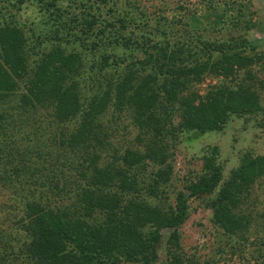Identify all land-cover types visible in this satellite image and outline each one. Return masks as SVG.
Returning <instances> with one entry per match:
<instances>
[{
	"label": "trees",
	"instance_id": "obj_1",
	"mask_svg": "<svg viewBox=\"0 0 264 264\" xmlns=\"http://www.w3.org/2000/svg\"><path fill=\"white\" fill-rule=\"evenodd\" d=\"M25 1L0 0V187L11 201L0 264H184L178 231L190 200L205 195H213L205 204L227 239L248 240L264 153H244L224 179L211 147L172 203L166 187L179 133L218 131L232 115L264 113L246 79L233 80L244 69L252 77L247 67L257 56L246 37L256 25L252 0H196L185 12L220 7L228 42L193 35L184 16L175 21L180 32H170L165 17L150 20L138 0H127L133 11L95 0L111 5L102 19L82 0H69L68 8L33 0L49 28L43 37L19 22ZM119 48L134 56L120 58ZM85 52L96 60L87 62ZM123 64L122 76H107ZM207 75L220 79L200 95L196 84ZM111 105L129 109L142 146L106 157ZM166 229L170 246L160 260Z\"/></svg>",
	"mask_w": 264,
	"mask_h": 264
},
{
	"label": "rangeland",
	"instance_id": "obj_2",
	"mask_svg": "<svg viewBox=\"0 0 264 264\" xmlns=\"http://www.w3.org/2000/svg\"><path fill=\"white\" fill-rule=\"evenodd\" d=\"M83 4H92L91 13L96 11L100 19L109 18L112 13L110 4L120 10L133 11L127 0H112L110 4L105 5L100 1L82 0ZM93 1L95 3H93ZM133 1V0H131ZM142 9L147 12L150 20L160 15L165 17L163 25L170 32L179 33V25L175 21L184 20L189 25V30L193 35H199L204 40H224L229 41L232 35L221 20V8L204 9L195 14H185L188 10H193L197 5L196 0H138ZM250 11L254 13L252 20L256 24L247 34L246 37L256 46V50L249 52L254 56V61L247 68L251 71L252 77H246L245 69L237 73L233 80L235 83L241 82L244 78L246 83L257 91L260 95V102L264 105V0H252ZM59 4L68 8L71 4L69 0H60ZM181 6L182 8H178ZM84 7H74V12L79 16ZM17 18L25 29L33 28L35 33L38 32L43 37L47 34L49 28L45 25L44 14L33 0H26L21 4ZM167 21V22H166ZM178 23V22H177ZM30 34V32L28 31ZM40 39V37H38ZM110 49V48H107ZM106 51V50H105ZM100 50V53H106ZM99 52L97 56L99 58ZM120 58L131 59L127 54L129 51L121 48L116 50ZM87 62L91 59L96 60V56L85 52ZM259 55V56H258ZM90 56V57H89ZM139 56V55H138ZM89 57V59H88ZM140 57V56H139ZM86 62V64H87ZM123 65L119 67L113 65L111 73L113 78L122 76ZM113 72H116L113 74ZM86 78V76H84ZM220 78L206 76L201 83L196 84V90L200 95L211 85L216 84ZM229 80V79H227ZM85 92L87 91L84 88ZM87 93V92H86ZM110 109V110H109ZM108 113L104 117V130L108 132L109 148L111 153L114 151H123L126 147L142 146L136 139L138 129L135 127L133 118L129 109L126 107L122 111L117 110L111 105ZM263 114L256 116H235L232 115L230 120L225 124L223 129L208 131L205 133H183L178 134L175 141V148L172 151L170 164L172 166L171 176L168 179L166 187V196L169 202H173L174 193L181 189L186 180L201 172L203 156L211 147H217L218 161L223 166L224 179L228 177L230 171L238 166L244 153L253 155L264 153V124ZM213 195L195 197L190 200V212L185 223L180 227L179 252L184 264H264V223L262 214L264 213V181L254 185L251 203L253 204L254 221L248 240L240 242L235 238L227 239L214 223L212 211L206 206V202ZM9 200V191L0 187V228H6L8 220L6 211L4 212ZM7 203V204H6ZM170 229L163 231L162 242L159 245V258L164 260L167 257L166 250L169 248L168 237ZM119 264H136L121 262Z\"/></svg>",
	"mask_w": 264,
	"mask_h": 264
}]
</instances>
